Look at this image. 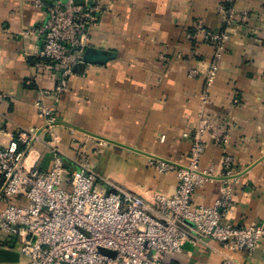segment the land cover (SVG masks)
Listing matches in <instances>:
<instances>
[{"label": "crops", "instance_id": "0c3cea01", "mask_svg": "<svg viewBox=\"0 0 264 264\" xmlns=\"http://www.w3.org/2000/svg\"><path fill=\"white\" fill-rule=\"evenodd\" d=\"M34 1L0 0V92L5 94L0 145L18 128L38 132L26 166L49 169L55 145L69 172L83 145L89 167L98 174V190H124L151 201L157 193H173L178 182L175 170L161 172L153 160L186 164L190 138L184 134L198 125L202 108L227 133V142L221 146L205 134L199 168L212 175L195 189L193 201L212 204L227 185L233 202L222 222L264 224V0L236 2V9L250 17L229 26L203 106V78L188 71L200 64L196 59L207 63L213 48L195 27L200 22L220 30L222 0H100L104 8L91 25L85 52L105 58L76 65L67 90L45 97L58 121L51 126L35 107L40 89L53 90L56 73L34 65L40 50L37 29L46 18L45 8ZM224 153L234 161L235 173L227 182L221 177ZM1 244L0 237V264H28L16 249ZM227 258L234 264H264L260 248L236 251L211 238L186 241L179 252L165 255L172 264H222Z\"/></svg>", "mask_w": 264, "mask_h": 264}, {"label": "built area", "instance_id": "2783aa9c", "mask_svg": "<svg viewBox=\"0 0 264 264\" xmlns=\"http://www.w3.org/2000/svg\"><path fill=\"white\" fill-rule=\"evenodd\" d=\"M237 1L222 0L218 5L220 30L196 23L195 28L213 48L207 63L196 59L200 64L188 71L191 77L203 78L201 106L209 100V87L229 37V26L245 23L250 17L248 11L236 9ZM34 2L46 10V18L37 29L40 50L34 65L56 73L53 90L40 89L35 107L51 126L58 121L45 97L52 94L57 98L67 90V78L76 65L84 62L91 25L104 6L100 0L84 4L74 0ZM196 53L193 50L191 55ZM4 99L5 94L0 92V104ZM207 132L217 144L226 145L227 133L221 132L201 108L198 125L184 134L190 138L186 164L152 162L161 172L176 171V189L171 194L157 193L148 201L124 190H98V174L89 167L83 145L72 157L75 169L71 172L55 145L51 146L53 161L49 169L26 166L25 158L36 135L24 128L16 129L12 139L0 145L1 245L16 249L28 264H172L165 259L166 254L179 252L186 241L209 238L232 250L251 252L260 248L264 252V224L237 226L222 222L233 202L229 186H222L212 204L193 201L195 189L212 175L199 168ZM233 162V156L223 154L221 177L225 182L235 173ZM101 248L115 255L104 254ZM222 264L234 263L227 258Z\"/></svg>", "mask_w": 264, "mask_h": 264}, {"label": "water", "instance_id": "95a60500", "mask_svg": "<svg viewBox=\"0 0 264 264\" xmlns=\"http://www.w3.org/2000/svg\"><path fill=\"white\" fill-rule=\"evenodd\" d=\"M103 58H105V57H104V56H96V54H93V52H92L91 50H87V51L85 52V54H84V60H85L86 62H92V61L102 60ZM83 131H84V130H83ZM84 132H85V131H84ZM37 134H38V132H36L35 135H37ZM88 134H89V132H88ZM90 134H91V133H90ZM162 161L169 162V161H167V160H162ZM170 163H172V162H170ZM210 177H211V176H210ZM231 177H232V176H231ZM100 251H101L102 253H104V254H108V255H111V256H114V255H115L114 252L109 251V250H106V249H103V248H101Z\"/></svg>", "mask_w": 264, "mask_h": 264}]
</instances>
